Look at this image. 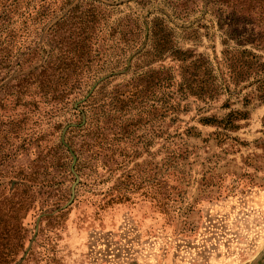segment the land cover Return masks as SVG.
Returning <instances> with one entry per match:
<instances>
[{
    "label": "trees",
    "instance_id": "1",
    "mask_svg": "<svg viewBox=\"0 0 264 264\" xmlns=\"http://www.w3.org/2000/svg\"><path fill=\"white\" fill-rule=\"evenodd\" d=\"M134 1L141 6L150 2ZM202 1L213 9L221 32L217 65L195 49L181 47L177 32L161 16L143 21L127 13L114 20L115 5L105 0H0V108L9 102L14 111L39 110L48 126L35 137L33 130L24 131L26 118L0 116V264H23L36 231L25 224L31 214L41 216L40 222L48 220L47 227L65 217L75 171L87 178L108 173L129 158L122 155L121 144L135 140L140 157L163 136L161 121L185 108L183 101L213 102L225 88L232 94L233 87L238 93L252 87L244 105L256 98L264 102V0L171 4L175 16L185 19ZM185 35L189 41L201 38L199 29L189 28ZM135 53L131 78L112 84L117 77L112 74L101 82L75 108L80 118L61 141L56 134L64 125L52 120L85 96L101 74L127 67ZM168 59L171 63L165 64ZM232 115L246 119L249 112L232 111L224 119L204 117L202 122L232 127ZM31 153L36 159L19 163L20 156ZM133 184L129 181L125 189ZM145 188L140 180L137 191ZM125 194L117 199L127 198Z\"/></svg>",
    "mask_w": 264,
    "mask_h": 264
},
{
    "label": "rangeland",
    "instance_id": "2",
    "mask_svg": "<svg viewBox=\"0 0 264 264\" xmlns=\"http://www.w3.org/2000/svg\"><path fill=\"white\" fill-rule=\"evenodd\" d=\"M105 1L115 5L114 20L127 13L143 21L164 17L177 32L181 47L195 49L217 65L223 48L221 32L205 1L185 19L173 12L171 2L176 0H150L147 6L134 0ZM189 28L199 29L201 38L187 40ZM136 63L135 53L127 67L101 74L85 96L52 120L64 125L56 136L65 139L67 128L80 118L75 108L101 82L112 74L117 75L112 84L129 80ZM251 90L243 88L238 93L233 87L231 94L225 88L213 102L187 99L179 114L161 121L163 136L155 138L140 157L135 140L121 144L122 155L129 158L121 156L124 161L109 167L108 173L87 178L75 171L76 177L68 183L72 196L63 206L65 217L59 224L47 227L48 220L40 222L41 216L34 214L25 221L37 230L21 263L264 264V102L256 98L245 106L243 97ZM228 99L230 105H226ZM232 111L249 112L246 119L230 117L237 128L227 122H202L204 117L224 119ZM40 112L21 107L14 111L9 102L0 108L5 118H26L24 131L33 130L35 137L48 128ZM147 135L153 140L151 133ZM39 151L42 147L36 148ZM36 157L20 156L19 163L25 166ZM140 180L146 188L137 191ZM129 181L134 184L127 190ZM120 193L128 197L119 200Z\"/></svg>",
    "mask_w": 264,
    "mask_h": 264
},
{
    "label": "water",
    "instance_id": "3",
    "mask_svg": "<svg viewBox=\"0 0 264 264\" xmlns=\"http://www.w3.org/2000/svg\"><path fill=\"white\" fill-rule=\"evenodd\" d=\"M37 228H38V226H37ZM36 230H37V229H36ZM25 255H26V254H25ZM25 255H24V257H25ZM24 257H23V258H24ZM22 261H23V260H21L20 263H21Z\"/></svg>",
    "mask_w": 264,
    "mask_h": 264
}]
</instances>
